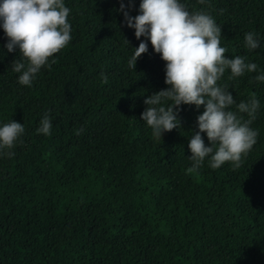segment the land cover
Instances as JSON below:
<instances>
[{"label": "trees", "instance_id": "obj_1", "mask_svg": "<svg viewBox=\"0 0 264 264\" xmlns=\"http://www.w3.org/2000/svg\"><path fill=\"white\" fill-rule=\"evenodd\" d=\"M180 2L216 19L228 58L258 65L232 80L226 69L218 81L237 104L256 94V144L239 168L213 169L206 157L188 173L206 110L194 104L179 106L180 126L153 137L141 114L149 95L169 87L166 62L120 11L123 3L140 14L141 0H64L72 39L31 86L12 70L27 61L18 47L7 51L0 20V126L25 128L6 150L14 155L0 153V264H264V82L255 80L264 73V0ZM247 32L259 48L245 47ZM142 40L148 51L129 68ZM45 115L51 135L37 132Z\"/></svg>", "mask_w": 264, "mask_h": 264}, {"label": "clouds", "instance_id": "obj_2", "mask_svg": "<svg viewBox=\"0 0 264 264\" xmlns=\"http://www.w3.org/2000/svg\"><path fill=\"white\" fill-rule=\"evenodd\" d=\"M204 3V0H200ZM121 3L127 26L135 29L137 39L147 37L156 53L166 62L165 83L168 88L149 95L148 105L141 114L159 140L166 131L180 126L179 106L194 104L205 111L197 117L199 131L190 138L192 166L188 173H196L210 157V167L220 168L232 162L239 168L242 158L257 142L258 131L251 127L257 119L260 101L253 92L247 102L236 103L227 85L218 81L226 69H230L229 80L256 72L258 65L246 62L247 57L235 55L228 58V49L221 46L222 28L216 19L204 10L195 13L187 10L180 0H141L140 14L131 16ZM70 8L64 0H0V20L6 36L8 52L19 48V54L27 61L12 62V70L20 73L18 82L31 86L42 67L49 69L56 63L53 58L70 43L72 26L69 22ZM221 14L223 10H220ZM255 32L245 34V47L259 48ZM148 42L142 40L128 61V67L136 69L137 60L148 51ZM102 82L107 76L101 73ZM264 82V73L255 77ZM171 102V103H168ZM235 105L237 111L231 110ZM238 113H246L244 120ZM52 121L45 115L40 121L38 133L51 135ZM82 129L77 130L79 135ZM25 132L23 123L12 120L0 126V153L14 155L11 151ZM207 134L210 146L205 144L201 133Z\"/></svg>", "mask_w": 264, "mask_h": 264}]
</instances>
